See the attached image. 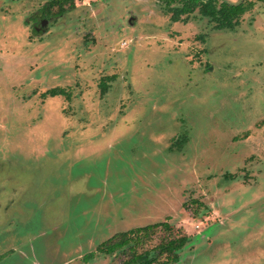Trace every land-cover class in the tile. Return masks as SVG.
I'll list each match as a JSON object with an SVG mask.
<instances>
[{"label":"rangeland","instance_id":"rangeland-1","mask_svg":"<svg viewBox=\"0 0 264 264\" xmlns=\"http://www.w3.org/2000/svg\"><path fill=\"white\" fill-rule=\"evenodd\" d=\"M51 1L0 0V264H125L84 256L158 222L139 252L179 231L176 264H264V0L223 30L75 0L37 33Z\"/></svg>","mask_w":264,"mask_h":264},{"label":"trees","instance_id":"trees-1","mask_svg":"<svg viewBox=\"0 0 264 264\" xmlns=\"http://www.w3.org/2000/svg\"><path fill=\"white\" fill-rule=\"evenodd\" d=\"M70 2V7H65V4ZM168 11L172 12V20L178 21L183 15H190L196 10L202 16L210 17L216 21L218 28H231L233 29L239 24V18L248 10L249 4L240 3L232 5L226 2L221 4L218 0H164ZM177 3V5H174ZM174 5V6H173ZM57 6L59 8L56 13L57 17L62 16L64 13L71 11L74 8V4L71 0H52L45 7V14L51 16V7ZM51 96L64 94V90L54 88L49 91ZM162 226L165 230L171 232L173 227L167 222H158L153 225H148L141 228H135L129 231V233H118L108 240L101 243L98 247V253L112 254L117 250L126 252L128 248L130 252L129 259L125 261V264H173L180 260L179 251L188 244L190 236L186 234H179L172 232L168 237L164 238L156 247V254L151 255L152 252L148 250L138 251V247L142 245L145 239H149L152 231ZM141 242V243H140ZM95 254L92 253L85 257V260H90ZM162 257V259L160 258Z\"/></svg>","mask_w":264,"mask_h":264},{"label":"flooded vegetation","instance_id":"flooded-vegetation-1","mask_svg":"<svg viewBox=\"0 0 264 264\" xmlns=\"http://www.w3.org/2000/svg\"><path fill=\"white\" fill-rule=\"evenodd\" d=\"M72 2H73V4H74V6H75V0H71ZM163 3H164V5H165V2H164V0H161ZM223 2H226V3H229V4H232V5H237V4H240V3H245L246 5H250V6H248V10L239 18V24H237L233 29H235L236 27H238L240 24H241V21H242V19L244 18V16L250 11V10H252L253 9V7L255 6V2L254 1H241V2H238V3H231V2H229V1H227V0H218V3L219 4H221V3H223ZM68 3H70V2H68ZM174 5H177V3H175ZM173 5V6H174ZM47 6V4H45V6L43 7V11H42V16L44 17V19H42V22L39 20V17H41L40 15L38 16L37 15V19H36V22H37V25H35V27L33 28V30H35V32H37V33H42V31H45V28H43L44 27V25H45V23H46V21H48V20H46L47 19V17H49V15L47 14H45V7ZM165 8H166V5H165ZM165 11H167V13H170L171 14V16H170V18L172 17V15H173V13L172 12H170V11H168L167 10V8L165 9ZM197 11V10H196ZM199 12V11H198ZM67 13V12H66ZM195 12H193V13H191L190 15H193ZM63 15H65V13L63 14ZM62 15V16H63ZM190 15H183L182 17H184L185 16V18H181L180 20H178V21H182V20H185V19H187ZM201 15V14H200ZM202 16V15H201ZM202 17H204V18H207L210 22H212V23H214L213 24V29H216V30H223V29H227V28H218L217 27V23H216V21H214V20H212L210 17H205V16H202ZM171 20H172V18H171ZM44 21V22H43ZM173 22H176V21H174V20H172ZM40 25H39V24ZM229 29H231V28H229ZM202 38H204V37H202ZM206 41H204L203 43H205ZM105 86H106V84H105ZM103 87V89H104V91L106 90V87ZM52 89H54V88H52ZM51 90V89H50ZM49 90V91H50ZM61 90H64V89H61ZM48 94H49V92H48ZM59 95H61V94H59ZM63 95H66V93H65V90H64V94H62V96ZM51 96V95H50ZM57 96V95H56ZM51 97H55V96H51ZM17 190V189H16ZM18 191V190H17ZM32 191V190H31ZM0 207H1V204H0ZM154 224H156V223H154ZM149 225H153V224H149ZM148 226V225H147ZM99 247V246H98ZM98 247H97V249L95 250V252H92V253H94L95 254V256H96V254L98 253ZM76 251L77 250H74L73 251V254L74 253H76ZM92 253H89V254H87V255H90V254H92ZM87 255H85L84 256V259H85V257L87 256ZM23 257H29L30 259H31V263L32 264H46L47 262L45 261V260H42V256L41 255H39L38 253H36V254H32L31 256L28 254V253H25L24 252V254H23ZM93 259V258H92ZM91 260V259H90ZM86 261H88V260H86ZM60 264H62V262H60Z\"/></svg>","mask_w":264,"mask_h":264}]
</instances>
